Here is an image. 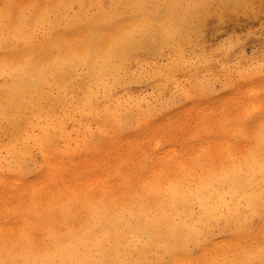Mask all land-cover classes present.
I'll return each mask as SVG.
<instances>
[{
	"label": "bare ground",
	"instance_id": "bare-ground-1",
	"mask_svg": "<svg viewBox=\"0 0 264 264\" xmlns=\"http://www.w3.org/2000/svg\"><path fill=\"white\" fill-rule=\"evenodd\" d=\"M259 10L0 0V191L17 203L0 201V264H264V99L196 125L189 145L109 159L112 130L145 134L208 78L228 84L240 44L213 36ZM143 82L150 98L130 92Z\"/></svg>",
	"mask_w": 264,
	"mask_h": 264
},
{
	"label": "rangeland",
	"instance_id": "rangeland-1",
	"mask_svg": "<svg viewBox=\"0 0 264 264\" xmlns=\"http://www.w3.org/2000/svg\"><path fill=\"white\" fill-rule=\"evenodd\" d=\"M37 1L43 3L46 0ZM236 23H238L237 27H221L213 36L214 40L223 42L225 45H229L228 37L240 44L238 49L231 52L229 58L228 65L233 73L228 77L229 83L218 78H208L209 75L204 69L199 70V76L210 80L209 91L205 90V93L195 94L181 104L171 105L157 112V117L158 114L170 115L154 122L145 134L135 133L134 129L122 132L112 130L111 132L115 135L121 134V142L117 150L109 155L111 157L109 159L114 158L113 161H115L114 154H126L127 151L137 158L142 152H151L154 145H160V147L189 145L192 141V134L197 129L196 125L201 122L215 125L221 116H237L246 107L251 108L254 104L258 106L257 101L264 99V10H259L251 18L241 17ZM211 25L214 26L215 23ZM207 43L214 45L209 38ZM159 61H162L161 57ZM246 72H253V78L251 79L248 76L251 74H246ZM131 91L135 95L150 98L153 88L150 84L143 82L135 84ZM124 95L125 93L122 92L121 96ZM160 101L155 100V105L158 106ZM261 105L264 107V101ZM72 127L70 125V128ZM93 160H90L84 169H91ZM0 193L2 196L0 201L8 200L10 205L17 204L14 201L12 189L1 190ZM4 207L5 205L0 203V209Z\"/></svg>",
	"mask_w": 264,
	"mask_h": 264
}]
</instances>
